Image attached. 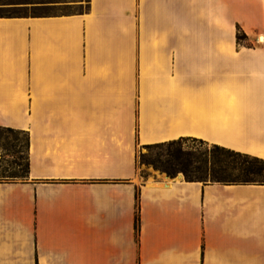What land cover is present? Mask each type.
I'll use <instances>...</instances> for the list:
<instances>
[{"label":"crops","instance_id":"0c3cea01","mask_svg":"<svg viewBox=\"0 0 264 264\" xmlns=\"http://www.w3.org/2000/svg\"><path fill=\"white\" fill-rule=\"evenodd\" d=\"M259 36L264 0L0 17V126L28 133L26 176L0 179V264H264V185L136 170L180 137L264 159Z\"/></svg>","mask_w":264,"mask_h":264},{"label":"trees","instance_id":"16d2710c","mask_svg":"<svg viewBox=\"0 0 264 264\" xmlns=\"http://www.w3.org/2000/svg\"><path fill=\"white\" fill-rule=\"evenodd\" d=\"M0 4L18 5L32 3L28 0H0ZM49 14H22L16 11L0 13V17L26 16ZM245 35L237 29L236 41L239 43ZM18 133L25 137V164L24 174L14 173L12 177H24L27 173V147L28 133L23 130L0 126V132ZM192 140L198 142L197 146L184 147L183 141ZM146 148H164L162 157L145 161L154 168L159 169L168 176L181 172L187 181H198L202 183L217 182L223 184H260L264 185V159L247 153L235 151L214 143H208L201 139L180 137L159 143L147 144ZM19 166V164H16ZM5 175L1 174L0 179ZM138 216L135 215V226Z\"/></svg>","mask_w":264,"mask_h":264},{"label":"rangeland","instance_id":"374dc122","mask_svg":"<svg viewBox=\"0 0 264 264\" xmlns=\"http://www.w3.org/2000/svg\"><path fill=\"white\" fill-rule=\"evenodd\" d=\"M32 3L9 5L0 4V13L6 11H16L22 14L46 13H75L83 11L87 6V0H28ZM1 3V2H0ZM246 38L241 39L239 43L247 44ZM198 142L190 139L183 141L184 147L197 146ZM164 148H146L136 149V170L141 176L154 171H160L145 161L162 157ZM25 137L18 133L0 132V171L2 177L6 180H17L22 177H12L14 173L24 174L25 164ZM16 164H19L16 165ZM181 173V172H179ZM182 174V173H181Z\"/></svg>","mask_w":264,"mask_h":264},{"label":"bare ground","instance_id":"6f19581e","mask_svg":"<svg viewBox=\"0 0 264 264\" xmlns=\"http://www.w3.org/2000/svg\"><path fill=\"white\" fill-rule=\"evenodd\" d=\"M259 38V40L262 42V40H264V37L263 36H259L258 37Z\"/></svg>","mask_w":264,"mask_h":264}]
</instances>
